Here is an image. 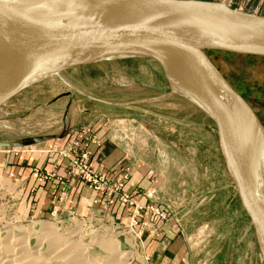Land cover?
I'll return each instance as SVG.
<instances>
[{"label": "rangeland", "instance_id": "obj_1", "mask_svg": "<svg viewBox=\"0 0 264 264\" xmlns=\"http://www.w3.org/2000/svg\"><path fill=\"white\" fill-rule=\"evenodd\" d=\"M202 1L222 2L231 9L264 16V0ZM208 56L264 128V59L221 53ZM66 106L118 121L112 126L113 135L122 138L142 171L151 172L145 183L152 187L146 192L152 193V201L181 230L189 264H262L250 223L225 171L214 125L197 107L170 94L155 62L125 60L83 66L16 93L0 108V142L20 141L24 146L0 151L29 150L30 138L60 133ZM15 194L9 182L0 180V241H11L8 231L17 235L43 222L55 226L60 235L71 232L78 238L71 240L77 241L79 251L95 234L107 232L109 240L120 243V251L132 249L126 264L137 253L141 240L131 226L129 230L96 216L86 219L72 214L24 220ZM127 239L129 246L123 244ZM30 245L36 249L33 242ZM95 246L88 247L87 262L106 264L107 256Z\"/></svg>", "mask_w": 264, "mask_h": 264}, {"label": "water", "instance_id": "obj_2", "mask_svg": "<svg viewBox=\"0 0 264 264\" xmlns=\"http://www.w3.org/2000/svg\"><path fill=\"white\" fill-rule=\"evenodd\" d=\"M81 0H0V108L16 93L83 66L125 60L155 62L171 95L197 107L214 125L225 171L253 231L264 264V128L208 53L264 59V16L202 0H104L81 19ZM30 138L34 146L61 138ZM0 142V149L22 148Z\"/></svg>", "mask_w": 264, "mask_h": 264}, {"label": "crops", "instance_id": "obj_3", "mask_svg": "<svg viewBox=\"0 0 264 264\" xmlns=\"http://www.w3.org/2000/svg\"><path fill=\"white\" fill-rule=\"evenodd\" d=\"M116 123L118 121L105 119L89 109L70 106L67 131L61 138L36 144L29 150L0 151V175L3 173L0 180L9 182L16 191L19 216L24 220L69 214L86 219L96 216L124 228L131 226L133 233L139 236L141 241L131 264H189L188 248L181 230L156 201H148L141 195L152 187L145 183L151 172L142 171L141 166L132 161L122 138L113 135L112 126ZM61 129L62 123L60 132ZM87 130L95 137L96 144H84L83 133ZM37 136L43 135L34 137ZM80 152H86V164L109 181L117 180L127 171L128 181L123 192L132 195L133 201L140 206L151 205L158 209L164 219L143 212L132 220L131 207L118 203L106 206L102 192L90 190L79 178L68 177L71 161ZM51 173L54 178L46 177Z\"/></svg>", "mask_w": 264, "mask_h": 264}, {"label": "bare ground", "instance_id": "obj_4", "mask_svg": "<svg viewBox=\"0 0 264 264\" xmlns=\"http://www.w3.org/2000/svg\"><path fill=\"white\" fill-rule=\"evenodd\" d=\"M102 1L104 0H81L80 3L72 5L71 12L78 19H87L85 17L92 15ZM260 182L264 187V173H262ZM6 234L11 241H7L8 243L0 241V264H89L86 251L90 244H96L95 247L107 256L106 264H126L132 251L130 247H127L124 252L120 251V243L109 240L110 234L107 232L95 234L89 244L85 245V249L79 251L77 241L71 240L74 238L71 232L65 236L60 235L55 226L43 222H36L33 227H26L25 230L21 229L17 233L18 236L13 235L12 230ZM74 239L78 240L77 237ZM129 241L128 239L123 240V244L129 246ZM30 242H33L35 250L31 249ZM40 249L44 252L41 253Z\"/></svg>", "mask_w": 264, "mask_h": 264}, {"label": "built area", "instance_id": "obj_5", "mask_svg": "<svg viewBox=\"0 0 264 264\" xmlns=\"http://www.w3.org/2000/svg\"><path fill=\"white\" fill-rule=\"evenodd\" d=\"M83 135L86 137L84 139V144H96L95 137L89 134V131H85ZM77 146V142L74 144ZM74 153V152H73ZM87 154L86 152H80L77 158L71 161V166L68 171V177L79 178L83 184L94 192H102L105 195L103 200L106 206H111L114 203H118L121 206H128L132 208L131 219L135 218L143 212L150 213L160 219H164L162 213L158 209L153 208L151 205L140 206L135 201H133L132 195L125 194L123 192L124 185L128 180V172L124 171L120 174L117 180L109 181L105 177L101 176L94 170H92L87 164ZM46 177L54 178L53 173L48 174ZM143 195L148 201H151L153 196L152 193L144 192Z\"/></svg>", "mask_w": 264, "mask_h": 264}, {"label": "trees", "instance_id": "obj_6", "mask_svg": "<svg viewBox=\"0 0 264 264\" xmlns=\"http://www.w3.org/2000/svg\"><path fill=\"white\" fill-rule=\"evenodd\" d=\"M211 53V52H210Z\"/></svg>", "mask_w": 264, "mask_h": 264}]
</instances>
